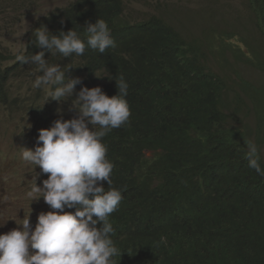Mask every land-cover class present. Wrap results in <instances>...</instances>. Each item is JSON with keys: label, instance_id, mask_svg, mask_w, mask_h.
I'll return each instance as SVG.
<instances>
[{"label": "trees", "instance_id": "trees-1", "mask_svg": "<svg viewBox=\"0 0 264 264\" xmlns=\"http://www.w3.org/2000/svg\"><path fill=\"white\" fill-rule=\"evenodd\" d=\"M27 1L0 0V33L13 20L6 12ZM219 1L156 0L155 12L131 17L124 0H70L36 18L16 52L0 42V116L36 144L39 129L77 114L81 87L112 96L115 79L128 83L129 120L103 138L123 197L109 216L114 264H264V176L246 158L254 142L264 167V0L227 9ZM97 18L115 46L46 52L81 80L68 100L47 99L51 86L34 88L36 65L17 55L41 50L42 25L83 37Z\"/></svg>", "mask_w": 264, "mask_h": 264}, {"label": "clouds", "instance_id": "clouds-1", "mask_svg": "<svg viewBox=\"0 0 264 264\" xmlns=\"http://www.w3.org/2000/svg\"><path fill=\"white\" fill-rule=\"evenodd\" d=\"M31 3L28 0L24 6ZM47 12L31 21L24 37L32 22ZM34 35L41 50L30 56L21 53L17 60L36 65L40 74L33 87L51 86L47 99L58 102L73 97L81 80L66 76L72 65L62 68L60 64H49L46 52L71 57L82 56L86 47L103 54L115 46L109 25L101 18L86 24L83 37L73 28L54 34L43 25ZM115 81L117 93L112 96L99 85L81 87L72 99V109L77 114L71 119L61 116L50 127L39 129L37 144L36 138L19 123L0 120L4 127L13 125L23 141L34 147V150L23 147L21 158L36 176L23 168L16 188L23 193L27 208L38 216L34 228L28 216L17 223L22 227L0 233V264H114L118 249L111 239L114 229L109 216L123 197L122 190L113 186L114 165L107 158L103 138L112 129L124 125L131 115L126 99L129 85L122 75ZM246 158L248 167L264 176L254 142H247ZM66 208L75 211H65Z\"/></svg>", "mask_w": 264, "mask_h": 264}, {"label": "rangeland", "instance_id": "rangeland-1", "mask_svg": "<svg viewBox=\"0 0 264 264\" xmlns=\"http://www.w3.org/2000/svg\"><path fill=\"white\" fill-rule=\"evenodd\" d=\"M70 0H32L27 8H20L6 15H11L12 23H7L5 29L1 30L0 42L12 48L13 51L19 50L31 21L44 11H49L61 4L68 3ZM174 2H187L188 0H173ZM39 3L38 5H35ZM125 14L131 17H138L144 12H155V0H124ZM222 6L237 7L244 4V0H220ZM243 14H246L244 9ZM2 121L11 124L8 116L1 114ZM23 147H34L19 136L18 131L13 125L4 127L0 125V233H6L13 228L22 227L23 219L29 216L30 224L34 228L37 217L34 210L27 208V203L23 193L16 188L18 178L23 173V168L28 172L26 162L21 158ZM264 156V146L262 147ZM30 173V172H29ZM36 176L35 173H30Z\"/></svg>", "mask_w": 264, "mask_h": 264}]
</instances>
